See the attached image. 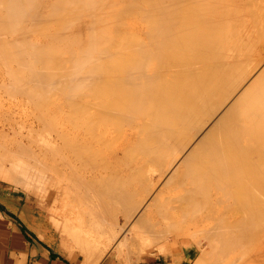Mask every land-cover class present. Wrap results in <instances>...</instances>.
<instances>
[{
	"label": "bare ground",
	"instance_id": "obj_1",
	"mask_svg": "<svg viewBox=\"0 0 264 264\" xmlns=\"http://www.w3.org/2000/svg\"><path fill=\"white\" fill-rule=\"evenodd\" d=\"M116 1L0 0V73L12 81L0 85L57 134L51 165L40 162L112 207L93 214L106 235L121 210L156 234L134 243L137 259L154 242L167 264H264V0ZM96 164L106 173L80 174Z\"/></svg>",
	"mask_w": 264,
	"mask_h": 264
},
{
	"label": "rangeland",
	"instance_id": "obj_2",
	"mask_svg": "<svg viewBox=\"0 0 264 264\" xmlns=\"http://www.w3.org/2000/svg\"><path fill=\"white\" fill-rule=\"evenodd\" d=\"M108 1L111 2V1H114V0H111V1L108 0ZM234 1L231 0V3L233 2V3H236V4H240V3H237L238 0H236L235 2ZM249 1L250 0H246L245 3H247V5L249 3L251 4V2H249ZM255 1L256 0H253L254 3H255ZM239 2H241L242 5H243L244 1L240 0ZM260 2H262V1H260ZM116 3H118V0L116 1ZM116 3L111 4L109 7H111L112 5L121 6L120 3H118V4H116ZM242 5L240 4V6H242ZM117 6H114V9H116ZM119 6L117 8H119ZM109 7H108V9H109ZM242 7L245 8V5H243ZM110 9H113V6ZM58 21L56 20L55 22H58ZM55 22L52 24L53 25L51 27L52 30L56 29V27L54 28V26L58 25ZM55 24H57V25H55ZM38 33L39 32H37V34ZM79 33H81V34L85 33L84 36H87L86 33H88V31H86V30L84 32L83 31H79ZM38 36H40V37H38ZM42 37L43 36L41 35V33H39L37 35V37H35V38L37 40H39L40 42H43L44 38H45L46 42L49 41V40H47L46 37H44V38H42ZM38 38L42 39V41L40 39H38ZM46 42H44V43L47 44L48 42L47 43ZM60 43H62V42L58 41L56 46L61 45ZM59 47L60 46H58V48ZM1 62H2V59L0 60V63ZM1 65H2L3 69L6 70L5 65L3 63H1L0 67H1ZM15 66L16 65H14V67ZM2 67L0 68L1 69V73H5L4 72L5 70L2 71L3 70ZM263 69H264V62L261 63V66L259 67L257 72H261ZM7 70H9V67H8ZM1 73H0V84L3 83L4 81H6L7 79H9L11 81V79H10L11 77L8 76L9 73L7 75V77H9V78L5 77L6 75L1 76L2 75ZM251 78L247 80V84L250 83ZM10 81L7 80L4 83H7L9 85L8 82H10ZM4 83H3V85H6ZM11 83H12V81H11ZM11 83H10V86L12 85L11 87H14V85L11 84ZM3 85H2V87L0 85V87H1L0 88V178L7 179L8 181L4 180V182L6 184H8L9 186H12L16 190H18L19 191L18 193H20V194H22L24 196V200L25 201L31 202L32 204L38 205L39 207L45 208V209H47V207H51V208L54 207L52 209V211H54L56 220L62 221L61 217L58 214H62L63 211L66 213V217L70 216L71 222H72V226L70 225L71 227H74L75 225L76 226L79 225L80 228L82 229V231L88 236L87 239H88L89 242H92L94 245H104L105 251L103 252V254H102V252L101 253L98 252L99 253L97 255L98 258L95 257L96 259H99V256H102L101 259H103V258H106V257H111L114 254L115 255V264H141V262H142V264H167V261H166V258H165L166 254L162 250V247H163L162 243H156V244L154 242L150 243L149 246H146L144 248V250H143L144 253H147V254L143 255V259L142 260L137 259V258H139L138 255H137L139 253V252H137L139 248L137 247L138 245L136 246V245H134V243L136 241L137 242L138 241H142V239L143 238L145 239V237L148 238V237H151V236H156V234L153 235L152 233H148V230H145L146 228H144V227L142 229L138 228V231L136 229H134L132 222H131L132 224L131 223L128 224L127 217H125L126 212L121 210L120 212L116 213L117 217H116V215L112 214V215H114L116 217L113 220L115 222H118V226L115 224L116 228H113L114 221H113V223L111 222V224H109L107 222L108 223L107 227L112 225V228H111L113 230L112 234L113 235L114 234L117 235V237L115 235H114V237H112L113 235L111 234L110 231H108V233L110 232V234L112 236L110 234L106 235L107 232L105 233V231L103 232L102 229H100V226H101L102 222L101 221H95L97 219L93 218V214L94 213L96 214V218L101 216L102 214L104 215V217L101 216L102 218H108L106 215L109 216V211L112 210V207L109 206V207L106 208V210L105 209L101 210V208L97 207L98 205L96 203L99 204V202L95 203V200L97 201V199H99V196L97 195V193H95V195H97V199H96V196L92 193L94 191H92V190L89 191V189L87 190L86 189L87 187L83 186V184H82L83 182L82 183H78L77 181L71 180V178H70V181H69L68 177L64 176L65 172L69 173V171H68L69 169L67 167H65V168L63 167L62 173L64 172V174H61V176H63L61 178H58L59 176L55 178V176L52 175L51 171H49L47 169L45 170L46 167H44L43 164H45L47 162V163H49V165H51V163H52V162L50 163V161H49L50 158L52 160V157H51L52 155H51L50 148L53 147V145L55 144L54 143V138H55V136L57 134L55 133V131L52 132V130H51V134H50V130H48L49 127L45 128L44 124H42L43 120L41 122V120L38 119V116L35 115L37 113V111L35 109L36 106H34L35 107L34 108L32 106L33 103H30V104L28 103L29 97H28V99H25V98H27V95H25L24 96L25 98H23V97L20 96V94L18 92L14 91V88H13V90L11 88V90L13 91V94L15 96V97H13V96H11L12 92H11L10 88H9V90H10L9 93L10 92L11 93L9 94L8 93V89L7 90H3V87H4ZM8 85H7V87H8ZM246 85H244V86H246ZM17 94H18V96H17ZM58 95H57V97H59ZM57 97L56 98L53 97V98L56 100ZM18 98H21L23 100L22 102H24V103H22L20 101L21 99L19 100ZM61 98H62V96H61ZM59 99L60 98L57 99L58 101L56 100L58 103L60 102ZM17 100L19 101V103H18ZM24 100H26L27 102L25 103ZM38 113H40V112L38 111ZM52 115H54V114H51V116ZM60 116H62V115H60ZM60 116L56 115L57 119H58V117L60 118V120L58 119L59 123L57 122L58 123V127L61 126V128H62V126L64 127L67 124V126H66L67 128L66 129H68V122L66 121L67 118L65 116H64V118H62ZM53 117L55 118V116H53ZM61 119L63 120V122H62ZM50 120L52 121L51 117H50ZM64 121H66V122H64ZM10 122L12 124L13 123L14 124L12 125ZM61 122H62L63 125L61 124ZM9 123L11 124V126L9 125ZM15 124H16V126H15ZM32 125H33V127H32ZM12 128H13V130H12ZM114 130H113V132H115ZM113 134L114 133H112V136H110L111 134L107 135L106 140L104 138V140L106 142L103 140L102 142H105V144H103L101 142L102 145H106L107 142H108L109 144H107V145L109 146V148L111 147L110 144L111 145L113 144V146H114L115 145V141L114 140H110L111 137H114ZM50 135H52V136H50ZM53 136H54V138H53ZM108 136H110V138ZM107 138L109 140H107ZM21 139L22 140L24 139L23 140L24 145H25L24 146V148H25L24 150H26L25 154L23 153L24 151L21 152L23 150V147L20 144L19 145L16 144V142L17 141L20 142ZM113 139H115V137ZM59 141H57V143H58V145H60V147H62L63 144H61V143H63V142L62 141L59 142ZM101 143H97V145L95 147H98V145H100ZM18 146H20V148H18ZM108 146H107V148H108ZM26 147H28V148H26ZM103 147L104 146H101V148H100L101 150L100 151H98L99 149L97 150V148H96V152L98 153L97 155L101 156L106 151V153L109 152V154H108V157H109V155H110V151L109 150L110 149L103 148ZM21 148H22V150H21ZM113 148L114 147H112V150H114ZM28 149H32L31 151L29 150L30 151L29 153L31 155L28 153ZM47 150H48V152H50V154L48 152H46ZM102 150H103V153H102ZM112 150H111L112 154L115 153V150L114 151H112ZM18 151H19V154H18ZM20 153H23V154H20ZM27 153H28V155H27ZM44 153H46V156H44ZM48 154H49L50 158L48 157ZM106 156H107V154H106ZM34 157H35L36 160H39V161H36L34 159ZM45 157H47V159H45ZM104 157H105V155H104ZM104 157L102 156V160H104L103 159ZM108 157L106 158L107 160L109 159ZM113 158H114L113 155L110 156L111 164H112V162L115 163V160L114 161L111 160ZM40 159H43L42 161L44 163L42 161L40 162ZM98 160L101 161V157ZM36 162H38V163H36ZM107 162L109 164V161H107ZM100 164H101V166H104V167L107 166V165H105L106 162H105V164H102L100 162ZM111 164L109 165L110 167L112 165L115 166V164H112V165ZM96 165L98 166V168H95L94 170L91 169V168L90 169L87 168L88 171L87 170L86 171L83 170L82 172H80L81 170L79 169L80 170L79 172H80V174L82 173V176L85 174L83 177H85V179H88V177H92L94 175L92 171L95 172L97 169H99V171H102V172L99 173L97 171L98 173L95 172V175H100V174L102 175V173H104V174L106 173L104 171H105L106 168L109 167V166H107L105 169L103 168L104 169L103 170L101 166H99L98 164H96ZM78 166H80V165L78 164ZM113 166H112V168H114ZM92 168H94V166H92ZM111 170H113V169H109L108 171H111ZM87 173H89V174H87ZM90 174H93V175L91 176ZM95 175H94V177H95ZM64 177L67 178V179H65ZM59 179H61V180H59ZM58 188H60L61 191L57 190ZM85 189H86V194L84 195ZM64 190L66 192L65 195L62 194ZM56 191H58L57 194H56ZM91 193L94 196H92ZM87 195H89V196H87ZM91 198H94L93 199L94 202L92 201ZM88 199H89V201H88ZM90 201L93 203V205L95 204L94 206H95L96 210L94 209V207H91L93 205H92V203ZM98 208L100 209L101 212H99ZM107 209L109 211L107 213H105L107 211ZM93 211H95V212H93ZM98 212L100 213L99 216H98ZM91 213H92V215H91ZM93 219H95V220H93ZM99 219H100V217H99ZM97 222L98 223L101 222V223H99L100 225L99 224L95 225V224H97ZM180 223L181 222L179 221L178 225ZM104 224L105 225H102V226H104V228H105L106 223H104ZM61 227H63V226L61 225ZM95 227H97V228H95ZM107 227L105 229L108 230L110 227H108V228ZM104 228H103V230H105ZM130 229L132 231H130ZM143 230H145V231H143ZM115 231L118 234L115 233ZM146 231H147V234H149L150 236L149 235L147 236V234H145ZM139 232H140V235H138ZM101 233H104V234H101ZM123 235L127 236V238H128L127 239V244H129V245L125 244V246H123L122 254L123 253L124 254L121 255V254L118 253V248L116 246L117 244H115V243L118 242V238H119V240L123 239L124 238ZM108 236H111L113 240L111 239V237H108ZM114 239H115V241H114ZM109 240H110V242H109ZM138 243H140V242H138ZM138 243H136V244H138ZM190 247H191V245L189 247H187L186 249H189ZM158 249H159V251H158ZM168 264H170V263H168ZM182 264H187V263L183 262Z\"/></svg>",
	"mask_w": 264,
	"mask_h": 264
},
{
	"label": "crops",
	"instance_id": "obj_3",
	"mask_svg": "<svg viewBox=\"0 0 264 264\" xmlns=\"http://www.w3.org/2000/svg\"><path fill=\"white\" fill-rule=\"evenodd\" d=\"M4 180L0 178V264H115L114 254L94 260L87 253L95 247L103 254L105 247L89 242L79 225L71 227L64 211L58 214L62 221L56 220L54 207L25 201Z\"/></svg>",
	"mask_w": 264,
	"mask_h": 264
}]
</instances>
